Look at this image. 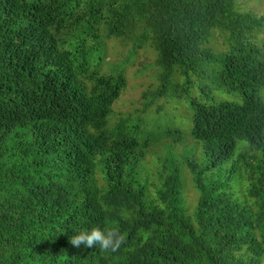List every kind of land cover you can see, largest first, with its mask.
Instances as JSON below:
<instances>
[{"label": "trees", "instance_id": "trees-1", "mask_svg": "<svg viewBox=\"0 0 264 264\" xmlns=\"http://www.w3.org/2000/svg\"><path fill=\"white\" fill-rule=\"evenodd\" d=\"M214 29L223 52L204 48ZM261 32L264 17L236 0H0V264H262ZM111 39L130 56L155 51L154 99L179 88L195 62L213 64L204 102L186 95L196 154L182 148L177 158L179 144L162 140L171 129L145 137L144 116L109 126L127 85L103 66ZM147 156L152 180L139 175ZM180 165L198 195L192 208ZM96 227L118 229L126 243L116 252L70 244Z\"/></svg>", "mask_w": 264, "mask_h": 264}, {"label": "rangeland", "instance_id": "rangeland-1", "mask_svg": "<svg viewBox=\"0 0 264 264\" xmlns=\"http://www.w3.org/2000/svg\"><path fill=\"white\" fill-rule=\"evenodd\" d=\"M236 8L242 12H252L264 17V0H236ZM220 34L223 35L221 29L212 30L209 41L204 45V48L208 47L209 49H213L216 53L223 52L225 50V43ZM256 37L264 46V32L258 33ZM106 45L105 62L103 64L105 71L110 70V68L112 71H122L127 81L126 88L112 105L113 115L111 114L109 116V126L110 123L114 124L120 117L124 118L126 115L144 116L147 120L142 127V132L145 137L152 135V131L155 134H160L171 129L170 137L167 136L168 139L163 138L162 140L167 143H169L168 140H172L171 142L177 143L176 145L179 144L174 150L177 158L180 156L182 148V153L187 157L196 154L194 151L196 148L190 146L193 143L190 138L191 109L186 95L202 101L200 88H204L206 85L210 86V74L213 64L210 63L208 65L202 61L195 62L193 64L194 72L189 74L188 79L184 77L180 81L182 85L179 88L173 86L166 97L154 99L153 96L159 87L157 78L159 70L154 64L156 58L155 51L150 48H144L136 50L137 53L135 56H130L128 49L130 45L124 46L120 41L115 39L109 40ZM180 79L178 78V80ZM186 82H190L191 84L188 85ZM212 95L219 97L216 92H213ZM160 105L162 107L158 109L159 107L157 106ZM174 129L179 130L180 134L175 135ZM160 144V142H156L154 149L158 152L157 147H160L158 148V154L162 156L167 148L163 147L164 144L162 146ZM240 144L239 142L238 146ZM238 151L239 149L237 148L236 152ZM200 154L202 155L201 150ZM198 164L201 165L202 163L199 162ZM155 167L152 158L147 156L146 160L144 159L139 167V175L142 180H152L154 178L152 168ZM179 173L183 198L188 206L192 208L197 201L198 195L193 187L191 173L185 165H180ZM242 177V182L239 183L237 188L238 195L244 198V196L246 197V188L249 180L247 175H243ZM149 194L150 196L154 195V191L151 188L149 189ZM262 264H264V259L262 260Z\"/></svg>", "mask_w": 264, "mask_h": 264}, {"label": "clouds", "instance_id": "clouds-1", "mask_svg": "<svg viewBox=\"0 0 264 264\" xmlns=\"http://www.w3.org/2000/svg\"><path fill=\"white\" fill-rule=\"evenodd\" d=\"M70 244L76 248H98L102 252H116L126 243V236L115 228L99 227L90 231H80L70 238Z\"/></svg>", "mask_w": 264, "mask_h": 264}]
</instances>
